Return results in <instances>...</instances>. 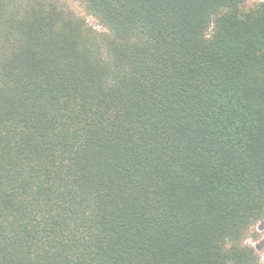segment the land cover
I'll return each instance as SVG.
<instances>
[{"label":"trees","instance_id":"1","mask_svg":"<svg viewBox=\"0 0 264 264\" xmlns=\"http://www.w3.org/2000/svg\"><path fill=\"white\" fill-rule=\"evenodd\" d=\"M0 0V264H261L264 0Z\"/></svg>","mask_w":264,"mask_h":264},{"label":"rangeland","instance_id":"2","mask_svg":"<svg viewBox=\"0 0 264 264\" xmlns=\"http://www.w3.org/2000/svg\"><path fill=\"white\" fill-rule=\"evenodd\" d=\"M256 0H250L245 5L242 6L243 9H248L254 5ZM67 6H69L76 13L85 16L88 23L93 26L95 29L102 31L104 28L98 23V21L87 14L83 9L82 5L75 0H62ZM247 244L255 247L261 258V264H264V221L260 222L253 229V233H250L247 239L245 240Z\"/></svg>","mask_w":264,"mask_h":264}]
</instances>
